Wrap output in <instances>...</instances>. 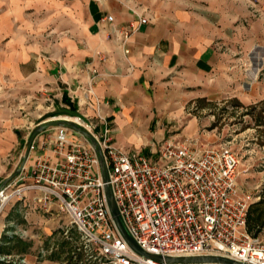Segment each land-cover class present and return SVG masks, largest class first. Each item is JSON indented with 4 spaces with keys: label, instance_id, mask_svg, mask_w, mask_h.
<instances>
[{
    "label": "crops",
    "instance_id": "obj_1",
    "mask_svg": "<svg viewBox=\"0 0 264 264\" xmlns=\"http://www.w3.org/2000/svg\"><path fill=\"white\" fill-rule=\"evenodd\" d=\"M243 4L0 0V166L19 143V128L32 130V118L65 97L85 105L91 84L99 104L91 98L88 111L110 121L113 143L130 152L143 147L153 160L157 144L197 103L263 101L264 12L257 19ZM140 18L148 23L130 39L127 56L123 32Z\"/></svg>",
    "mask_w": 264,
    "mask_h": 264
},
{
    "label": "built area",
    "instance_id": "obj_2",
    "mask_svg": "<svg viewBox=\"0 0 264 264\" xmlns=\"http://www.w3.org/2000/svg\"><path fill=\"white\" fill-rule=\"evenodd\" d=\"M147 23L140 18L123 32L125 55L130 54L132 36ZM84 98L89 107L91 98L99 104L92 84ZM103 121L102 131L91 122L89 132L107 162L108 183L88 141L75 140L74 131L67 126L55 127L52 135L32 146V151L41 152L34 158L29 177L20 179V183H30L11 195H6L11 184L0 191V211L14 198L32 192L33 203L40 209H56L68 217L85 242L96 247L101 264H181L168 259L201 257L264 264V238L248 231L255 196L238 187L240 159L236 154L222 147L198 148L188 140L170 139L160 145L159 158L153 160L113 143L107 120ZM107 184L128 235L142 251L160 261L138 255L125 241L108 205ZM68 234L66 231V237ZM2 260L25 262L13 257Z\"/></svg>",
    "mask_w": 264,
    "mask_h": 264
},
{
    "label": "rangeland",
    "instance_id": "obj_3",
    "mask_svg": "<svg viewBox=\"0 0 264 264\" xmlns=\"http://www.w3.org/2000/svg\"><path fill=\"white\" fill-rule=\"evenodd\" d=\"M243 2L246 3L243 4V7L254 10L257 19L262 18L264 0H243ZM250 49L243 48L242 55H248ZM235 100L239 101L227 97L216 102L197 103L191 112L192 116H187L181 120L177 127L171 128L168 134L170 137L162 140L157 145L159 147L163 142L170 139L188 140L198 148L222 147L233 152L240 159L238 187L242 192L254 195V203H258L264 199V119L261 125L257 126L251 116L245 115L247 112L245 108L235 106ZM68 101L62 104L55 103L52 106L50 104L45 106L32 118V122H34L32 130L29 131V128L18 129L19 143L11 155L3 159L0 166V187L8 178L21 169L19 175L10 183L13 187L6 192V195H11L16 189L30 183V181L20 183V179L28 171L30 173V167L34 165V158L38 150L32 151L31 149L26 162H24V157L30 137L40 124H49L64 119L80 123L83 126L81 128L88 132L91 122L97 126L98 132L103 130L104 124L102 125L99 118L88 111V105L78 106L70 100ZM242 104L245 107L250 106L249 104ZM225 107L228 109V113L223 112ZM196 108H198V111ZM64 110L79 112L85 116L89 123L72 115L64 114L62 112ZM25 111L29 112V109ZM27 112L24 115L29 117ZM195 118L198 120L197 122L194 121L191 127L190 121L191 119L195 120ZM107 124L108 129L111 131V124L108 119ZM55 127L57 126L52 125L45 130L47 131L46 137L54 133L52 129ZM68 128L74 131V136L86 139L76 133L77 131L72 127ZM29 133L31 134L29 135ZM119 147L128 151L123 146ZM143 149L142 147L138 151L144 153ZM14 183L18 184L14 185ZM33 196L32 192H28L22 198L16 197L3 206L0 211V242L5 243L13 239L14 243H17V241L24 243L23 250H26V252L14 257L15 259H25L24 264H62L61 262L52 261L50 256L58 252L61 242L66 237V231L69 232L68 237L73 241L80 237V233L71 225L68 217L59 213L58 210L54 209L46 212L36 206L33 203ZM1 206L0 203V208ZM261 237L264 238V235ZM77 243V247H80L81 243L85 244L88 255L94 254L95 256L96 247L92 244L88 245L83 237Z\"/></svg>",
    "mask_w": 264,
    "mask_h": 264
},
{
    "label": "trees",
    "instance_id": "obj_4",
    "mask_svg": "<svg viewBox=\"0 0 264 264\" xmlns=\"http://www.w3.org/2000/svg\"><path fill=\"white\" fill-rule=\"evenodd\" d=\"M64 101H68L67 97ZM236 107H242L247 110L246 116H251L255 121L256 125L259 126L264 119V100L256 105H250L245 107L241 102L235 100ZM224 113H228V109L223 108ZM248 231L254 237H261L264 235V199L258 203H253L250 206L248 213ZM82 235L76 240L65 237L60 244V248L57 253L50 256L52 261L61 262L62 264H101L96 255H88L86 245L81 243L80 247H77V241L81 239ZM6 240V239H5ZM3 242V241H1ZM0 242V264H15L14 262L3 261L2 257H16L19 254L26 252L23 250L24 243H14L13 239L6 241L5 243ZM22 247V248H21ZM15 259V258H14Z\"/></svg>",
    "mask_w": 264,
    "mask_h": 264
},
{
    "label": "water",
    "instance_id": "obj_5",
    "mask_svg": "<svg viewBox=\"0 0 264 264\" xmlns=\"http://www.w3.org/2000/svg\"><path fill=\"white\" fill-rule=\"evenodd\" d=\"M64 114H69L72 115L76 118H79L81 120H84L86 122L89 123V121L85 118V116H83L82 114H80L79 112H70L67 110L62 111ZM57 126V127H72L74 130H76L78 133H80L82 136H84L86 138V140L88 141V143L92 146V148L94 149V151L96 152L100 165H101V169H102V174H103V179L106 183H108L109 181V171H108V166H107V162L105 160V157L103 155V152L97 142V140L93 137V135L91 133H89L88 131L82 129L80 126L72 123L71 121L68 120H59L56 122H52L49 124H45L42 125L40 124L32 133L30 140L28 142V146H27V150H26V155L24 157V162L27 161V159L29 158L30 155V151L32 149V146L35 142V140L37 139V137L43 132L45 131L49 126ZM21 172V169H19L13 176H11L10 178H8L3 185H1L0 187V191H2L8 184H10ZM105 192H106V197H107V201H108V205L111 211V214L113 216V219L118 227V229L121 231L125 241L129 244V246L131 247V249L137 253L138 255H141L143 257L146 258H151L154 260H158L160 261L161 258L158 256H153L150 255L144 251H142L137 245L136 243L131 239V237L128 235L126 229L124 228L122 221L119 217L118 214V210H117V206L112 194V190L111 187L107 184L105 187ZM168 262L170 263H181V264H189V263H222V264H236L232 261L229 260H225L222 258H211V257H201V258H177V259H168Z\"/></svg>",
    "mask_w": 264,
    "mask_h": 264
}]
</instances>
